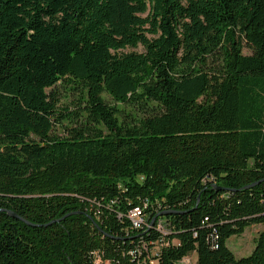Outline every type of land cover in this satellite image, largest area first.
Masks as SVG:
<instances>
[{
    "label": "trees",
    "instance_id": "obj_1",
    "mask_svg": "<svg viewBox=\"0 0 264 264\" xmlns=\"http://www.w3.org/2000/svg\"><path fill=\"white\" fill-rule=\"evenodd\" d=\"M256 225L264 0H0V264H264Z\"/></svg>",
    "mask_w": 264,
    "mask_h": 264
},
{
    "label": "rangeland",
    "instance_id": "obj_2",
    "mask_svg": "<svg viewBox=\"0 0 264 264\" xmlns=\"http://www.w3.org/2000/svg\"><path fill=\"white\" fill-rule=\"evenodd\" d=\"M125 52H143V48L140 47L138 49H128ZM244 55H251V52L245 48L244 49ZM58 98L60 100L59 109L60 114L63 116H67L68 114L66 111H69V113H75L78 112L76 107V101L74 96H70L66 91H64L63 88L58 89ZM105 98L107 101L111 104H114L118 108H126L123 106V104L115 103L108 95H105ZM129 111V109H128ZM65 127L55 126V133L62 135L64 133ZM264 231V225H256L248 228L243 236L241 237H232L228 243V248L234 253L235 257L237 259H244L250 257L254 250H255V242L261 232ZM197 254H192L190 257L186 258L179 264H197Z\"/></svg>",
    "mask_w": 264,
    "mask_h": 264
},
{
    "label": "built area",
    "instance_id": "obj_3",
    "mask_svg": "<svg viewBox=\"0 0 264 264\" xmlns=\"http://www.w3.org/2000/svg\"><path fill=\"white\" fill-rule=\"evenodd\" d=\"M147 209V205H144V207L141 208H135L134 210L129 212V219L132 223V229H144L147 230L146 227H148V223L146 221V214L145 210ZM159 231L165 233V230L163 229V226H159ZM142 251H144L145 254V261L142 264H157V262L152 259L153 256H157L156 252H150L145 244L141 245L140 250L136 254H133L134 256L139 254L142 255Z\"/></svg>",
    "mask_w": 264,
    "mask_h": 264
},
{
    "label": "water",
    "instance_id": "obj_4",
    "mask_svg": "<svg viewBox=\"0 0 264 264\" xmlns=\"http://www.w3.org/2000/svg\"><path fill=\"white\" fill-rule=\"evenodd\" d=\"M8 215L12 218H15V219H19L21 220L22 222H24L27 226H30V227H39L37 225H32L30 224L29 222H27L26 220L24 219H21L20 217H18L16 214H14L13 212H8Z\"/></svg>",
    "mask_w": 264,
    "mask_h": 264
}]
</instances>
